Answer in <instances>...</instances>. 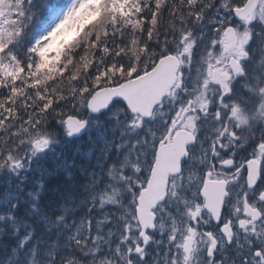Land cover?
Listing matches in <instances>:
<instances>
[{
	"label": "snow or ice",
	"instance_id": "snow-or-ice-1",
	"mask_svg": "<svg viewBox=\"0 0 264 264\" xmlns=\"http://www.w3.org/2000/svg\"><path fill=\"white\" fill-rule=\"evenodd\" d=\"M0 264H264V0H0Z\"/></svg>",
	"mask_w": 264,
	"mask_h": 264
}]
</instances>
